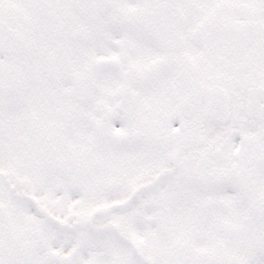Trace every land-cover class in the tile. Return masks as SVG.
Masks as SVG:
<instances>
[{
  "label": "snow or ice",
  "instance_id": "snow-or-ice-1",
  "mask_svg": "<svg viewBox=\"0 0 264 264\" xmlns=\"http://www.w3.org/2000/svg\"><path fill=\"white\" fill-rule=\"evenodd\" d=\"M0 264H264V0H0Z\"/></svg>",
  "mask_w": 264,
  "mask_h": 264
}]
</instances>
